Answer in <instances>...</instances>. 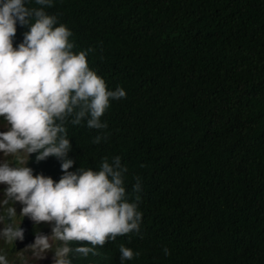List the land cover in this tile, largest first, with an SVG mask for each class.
<instances>
[{
    "label": "trees",
    "instance_id": "trees-1",
    "mask_svg": "<svg viewBox=\"0 0 264 264\" xmlns=\"http://www.w3.org/2000/svg\"><path fill=\"white\" fill-rule=\"evenodd\" d=\"M45 11L107 89L126 91L109 98L106 128L66 124L69 170L120 156L142 213L139 232L68 253L69 264H121V244L139 253L124 264H264V0H53ZM26 30L16 26L14 47ZM27 166L62 174L52 156L31 153ZM19 227L23 239L0 246L8 260L19 252L9 264H32L25 246L46 229L27 217Z\"/></svg>",
    "mask_w": 264,
    "mask_h": 264
},
{
    "label": "clouds",
    "instance_id": "clouds-1",
    "mask_svg": "<svg viewBox=\"0 0 264 264\" xmlns=\"http://www.w3.org/2000/svg\"><path fill=\"white\" fill-rule=\"evenodd\" d=\"M41 7H28V0H0V245L14 246L23 239L19 227L27 217L33 225L49 224L48 233L33 232L26 245L41 259L51 251L50 264H69L66 254L95 255L94 245L131 231L139 232L142 213L135 200L126 197L123 184L126 166L120 156L103 158L98 170L78 167L74 160L66 124L104 129L100 117L109 98L126 96L123 87L107 89L102 77L88 66L84 50L73 51L71 31L45 11L53 0H34ZM26 26L22 40L13 46L17 25ZM102 140L100 133L93 143ZM42 161L59 160L58 180L27 166L29 154ZM13 157L16 163H10ZM139 192V178L133 184ZM19 202V213L15 204ZM67 241H85L69 248ZM168 254V249H163ZM120 261L139 255L121 244ZM0 246V264H9Z\"/></svg>",
    "mask_w": 264,
    "mask_h": 264
},
{
    "label": "rangeland",
    "instance_id": "rangeland-1",
    "mask_svg": "<svg viewBox=\"0 0 264 264\" xmlns=\"http://www.w3.org/2000/svg\"><path fill=\"white\" fill-rule=\"evenodd\" d=\"M0 123H2V121H0ZM2 130H4V128L3 127H0V131H2ZM8 160H9L10 163H16V160L13 157H9ZM3 187H4V185L3 184H0V189H3ZM0 194H2V193H0ZM20 207H21V205L19 204V202H17L15 204V209H16L17 213H19V208ZM41 224L44 225V228L46 229V232L44 233L46 235L48 233V231H49V224L48 223H45V222H41ZM20 249L23 251L24 247L23 248H20ZM25 253H27V254H25ZM13 255H14V257L13 256H10L9 257V260H8L9 262L11 260H13L12 263H14L16 258H18V259L21 258L19 252H15ZM22 255H24L23 256V260H22L23 262L32 261V264H50V257H51V251L50 250L47 251L44 254V256L41 259H38V260H37L36 257H33L31 255V251L27 252V250H24V252H23Z\"/></svg>",
    "mask_w": 264,
    "mask_h": 264
}]
</instances>
